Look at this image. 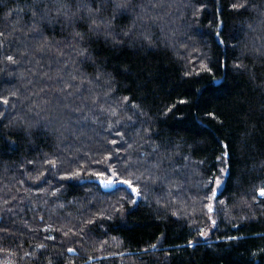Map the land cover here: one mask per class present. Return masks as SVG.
<instances>
[{
	"label": "trees",
	"instance_id": "trees-1",
	"mask_svg": "<svg viewBox=\"0 0 264 264\" xmlns=\"http://www.w3.org/2000/svg\"><path fill=\"white\" fill-rule=\"evenodd\" d=\"M45 2L54 17L65 3L74 10L77 0ZM26 3L32 0H0V112L6 114L0 119V264H264V198L257 195L264 187V0H136L147 21L137 30L151 34V45L140 40L113 49L95 37L90 44L113 78L109 96L103 80L85 84L82 94L60 91L80 83L79 76L71 80L78 68L94 78L96 67L73 62L65 46L72 29L64 24L49 27L52 47L37 52L30 9L6 15ZM132 19L117 27H131ZM218 30L227 47L218 45ZM201 62L220 81L217 90L203 91L213 78L208 73L184 76ZM182 99L189 103L178 104ZM218 142L229 145L227 165L217 161L224 151ZM109 154L122 178L140 185L135 205L126 185L104 189L88 175L104 171L107 164L94 162ZM129 160L132 176L124 172ZM157 160L160 168L151 173L161 179L146 180L145 169ZM79 165L86 169L80 179H59ZM40 173L45 176L37 180ZM217 177L222 186L211 201L212 227L205 205Z\"/></svg>",
	"mask_w": 264,
	"mask_h": 264
},
{
	"label": "snow or ice",
	"instance_id": "snow-or-ice-1",
	"mask_svg": "<svg viewBox=\"0 0 264 264\" xmlns=\"http://www.w3.org/2000/svg\"><path fill=\"white\" fill-rule=\"evenodd\" d=\"M233 9L245 7V5H232ZM141 9L143 11L142 6L136 3V0H77L75 5V9L73 10L72 5L70 3L63 4L60 8H57L55 16L51 15V10L48 9L45 0H32L31 5L25 4L24 8L18 9H10L6 14L8 17H11L13 13L19 15L20 12H25L26 9H30L31 17H32V28H31V39L40 42V47L36 49L37 52H43L46 48L51 49L52 44L49 40L45 38V32L49 30L51 26L52 29L58 24H64L67 28L72 29L71 31V40L65 42V46L72 49L75 54L77 60L73 61L79 65L83 66H92L96 67V75L94 78H89L86 73L82 72L79 68L76 70V74L71 76L72 81H76L77 77H80V83H66V86L60 89L61 92H65L67 95H72L70 89L75 88L78 94L81 93V89L85 84H96L99 85L101 81H104V84L107 85V91L105 92V96H109L112 94L114 89L112 88L113 78L110 73L106 72L102 66H98V61L96 60L95 54L93 50L90 49V44L93 42V37L98 41L101 38L103 39V43L105 45H110L113 49L122 48L125 45V42H130V44L134 45L137 41H146L149 45L152 43V36L150 33L145 31L137 30L138 22H142L147 24L144 15H141L137 12V9ZM109 10H111V14L109 15ZM132 16V25L127 29L118 28L117 21L129 18ZM38 25V26H37ZM222 26V22H221ZM81 27L87 29V31L78 30ZM4 35L0 33V36ZM216 39L218 45H225V41L222 38V33L218 30L216 33ZM57 48L60 47V43L58 42L56 45ZM61 56L63 55V51H61ZM7 60L11 63H17L16 60L12 56H8ZM39 63V61H37ZM219 63V62H218ZM67 65H65L66 67ZM222 66L226 67L227 63L224 61ZM236 67H240V65H236ZM202 73H208L209 76L213 78L209 81V83L204 87L203 91H214L221 87L220 81L215 79L214 73L212 72V68L204 62H201L199 65V70L197 71H185L184 76H201ZM47 75V73L45 74ZM57 81H63L62 76H57ZM203 91L197 89V93L199 95H203ZM99 97L92 100L93 104H96ZM129 100V97L125 96L123 98L124 103L126 104ZM4 104H7L8 101L5 99L2 101ZM188 100H179L178 104H188ZM67 107V105H65ZM133 108L138 107L137 105H132ZM176 105H172L167 111L171 112ZM101 111H105V109L101 108ZM111 115L116 116L117 112L114 108L111 110ZM167 114V113H165ZM6 114L0 112V119L4 118ZM208 117L211 120H217V116L215 113H207ZM131 120V117L128 118ZM219 123H223L222 121H218ZM117 123H120L118 120ZM202 127H206V125L201 124ZM111 127V125H110ZM116 135L123 137V133L117 132ZM112 144H117L118 141L112 140ZM221 144V147L224 149L221 156L217 157L218 162H222L227 165L230 160V152L228 151L229 145L223 142H218ZM129 149L132 148V144L128 145ZM157 151L156 148L153 149V152ZM149 154L144 153L142 156L147 157ZM183 159L188 160V156H184ZM113 160V155L109 154L104 157L103 161H95L97 164H107L108 166L104 171H92L88 173L89 176L95 177L99 183V186L104 189H115L116 191H120L121 189L117 188V185H126L127 189H130V194L132 197L131 203L135 205L137 200L141 197V188L139 184H134L132 179L122 178L121 173L117 170V166L111 164L110 162ZM31 163V161L29 162ZM47 164L51 166V168H57V162L54 160L46 161ZM162 161L157 160L151 164L150 168H146L145 172L149 173L145 179H152L153 182L161 179L159 176H153L151 173V169H159ZM203 163V162H201ZM133 162L131 160L126 161L124 164V172H126L129 176L135 175L134 172L130 171L132 168ZM86 170L84 165H79L77 170H73L70 173H65L59 177L60 180H71V179H80L82 177V171ZM220 173L222 175L228 174L227 167H221ZM45 176V173H40V176H37L36 179L39 180L41 177ZM144 176V173L136 176V181H140L141 177ZM213 183V181H208L204 186L207 187L208 184ZM215 187L212 189L211 196H208L207 199L210 201L205 205L207 209L208 219L211 222V226H216V220L212 218L211 213L214 212V205L211 201H214L217 195L218 189L222 186V180L220 177H217L214 181ZM60 189H57L55 192H52V195H56ZM257 195L260 198H264V187L259 188L257 191ZM125 196H121L120 200L123 201ZM254 200L256 197L253 198ZM220 204H224V201H219ZM123 206V205H121ZM63 207V205H61ZM118 211V209H117ZM175 215V213H173ZM111 217H108L110 219ZM88 225H94L96 223L95 220L89 219L86 222ZM80 232L83 233L84 229L81 228ZM74 235L76 233H73ZM67 235V233H65ZM199 235L201 237H207L208 233L204 229L199 230ZM48 239H54V237H48ZM229 240H238L240 237L229 236ZM193 241L188 242V247H193ZM43 247V245L41 246ZM152 249L156 248V245H151ZM69 252L74 251V249L69 248ZM147 251V249H145ZM255 255V254H253Z\"/></svg>",
	"mask_w": 264,
	"mask_h": 264
},
{
	"label": "rangeland",
	"instance_id": "rangeland-1",
	"mask_svg": "<svg viewBox=\"0 0 264 264\" xmlns=\"http://www.w3.org/2000/svg\"><path fill=\"white\" fill-rule=\"evenodd\" d=\"M2 264H8V263H2Z\"/></svg>",
	"mask_w": 264,
	"mask_h": 264
}]
</instances>
